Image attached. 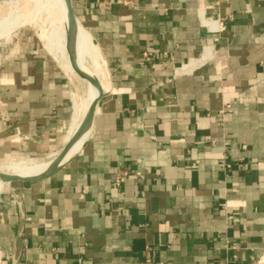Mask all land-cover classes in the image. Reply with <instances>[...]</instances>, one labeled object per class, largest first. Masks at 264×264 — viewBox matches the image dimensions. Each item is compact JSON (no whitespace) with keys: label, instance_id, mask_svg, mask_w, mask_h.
Returning <instances> with one entry per match:
<instances>
[{"label":"crops","instance_id":"0c3cea01","mask_svg":"<svg viewBox=\"0 0 264 264\" xmlns=\"http://www.w3.org/2000/svg\"><path fill=\"white\" fill-rule=\"evenodd\" d=\"M69 2L102 94L78 152L0 193L2 263H245L264 248V0ZM72 86L36 28L0 35V159L64 147Z\"/></svg>","mask_w":264,"mask_h":264},{"label":"bare ground","instance_id":"6f19581e","mask_svg":"<svg viewBox=\"0 0 264 264\" xmlns=\"http://www.w3.org/2000/svg\"><path fill=\"white\" fill-rule=\"evenodd\" d=\"M26 4L31 5L30 11L25 9L24 6ZM39 10L45 12L48 11V14L46 13L47 15L52 12L57 17L56 20L59 23H51V27L48 29L49 31L44 36V45L48 52L55 59L61 61L66 69L76 73L74 70L76 67L84 75L92 77L96 81V84L90 83L83 78H80L76 73L81 80L86 81L87 88L85 95L82 97L76 95V100L73 96L71 98L72 120L70 119L71 126L70 130L67 132L68 134H66L65 138H67V140L64 143V146L70 141L71 138H73V140L68 145L62 156L61 150H59L58 152L54 153L51 158L45 161L42 159L35 160L31 158H26L25 160H19L16 162L11 161L9 163L0 165V174L3 175L35 177L50 173L66 163L76 152H78L82 143L89 135L92 120L91 117H88L89 121L87 120V124L84 127H81V124L87 116L86 113L90 107V104L98 95V87L101 88V85L105 82V66L97 45L89 33L82 28L79 22L75 18L72 19L69 17L66 0H7L4 2V11L0 17V35H8L10 32H13L25 23H30V17L31 14H33L32 11L35 12L33 14L35 16ZM38 16L40 17V15ZM50 17L51 16H49V18ZM67 27L72 28V37L70 38V45H68L72 51V56H69L66 50L68 43L66 38ZM205 51L204 53L207 52ZM4 183L7 182L3 181V179L0 177V187ZM2 261L3 259L0 258V264H3Z\"/></svg>","mask_w":264,"mask_h":264},{"label":"rangeland","instance_id":"374dc122","mask_svg":"<svg viewBox=\"0 0 264 264\" xmlns=\"http://www.w3.org/2000/svg\"><path fill=\"white\" fill-rule=\"evenodd\" d=\"M24 7H25L26 10H29V11L31 9V5L30 4H26ZM32 13L34 14L35 12L32 11ZM46 13L48 14V11L45 12V11H42V10L40 11L39 10V12L37 14H35V16L33 14H31V17L32 16L33 17L32 18L30 17V23L29 22L27 23L28 25H31V26H33L34 28L37 29L38 35H39L40 38H42V42L44 44H45V39H44L45 37L44 36L49 31L48 29L51 27L50 24L51 23H57V24H59L57 22V20H56L57 17L52 12H50L49 15H47ZM38 15H40V17ZM49 16H51V17L49 18ZM24 25H26V23ZM56 61L58 62L59 66L61 67V70L64 72V74L66 75V77L73 84V86L71 87V93H72L71 96H73L74 99L76 100V95H79L80 97H82L83 95H85L86 88H87V83H86V81H84L85 79L84 80H81L77 76V74L75 72L69 71L68 69H66L65 66L62 64L61 61H59L57 59H56ZM77 93H79V94H77ZM56 149H58V147ZM56 152H58V150H55V148L54 149H51L49 151L43 152V153H45V155H43L42 158H40V159H42V160L45 161V160L51 158L52 155L54 153H56ZM37 160H39V159H37ZM11 161L12 162H16V161H19V160L18 159H15V158H13V159H7V160L0 159V163H1L0 165L9 163ZM8 184H10V183H4L0 187V193L2 191H5L7 189ZM0 258H2L1 255H0Z\"/></svg>","mask_w":264,"mask_h":264},{"label":"water","instance_id":"95a60500","mask_svg":"<svg viewBox=\"0 0 264 264\" xmlns=\"http://www.w3.org/2000/svg\"><path fill=\"white\" fill-rule=\"evenodd\" d=\"M66 6L68 8L69 17L72 18V19L75 18L74 15H73L69 0H66ZM66 30H67L66 31V38H67V41H68L67 46H66V50H67L68 55L72 56V51L70 50V47H68V45H70V38L72 37V35H71L72 28L67 27ZM74 70L76 71V73L78 74V76L80 78H83V79H85L86 81H88L90 83L96 84V81L92 77L84 75L82 72H80V70H78V68L75 67ZM101 94H102L101 88L98 87V95L95 98V100H93V102L90 104V107H89V109H88V111L86 113L87 116L82 121L81 127H84L87 124L88 117L89 118L91 117V119H92V116H93V113H94L95 104H96L97 100L99 99V97L101 96ZM72 140H73V138H71L70 141L61 149V153H62L61 156L63 155V153L65 152V150L67 149L68 145L71 143ZM57 169H55V170H57ZM55 170H53L50 173L43 174V175H40V176H35V177H20V176L3 175V174H0V177L5 182H11V181H16V180H18V181H34V180H39V179H42L44 177L49 176ZM21 244H22V238H21L20 234H18V236L16 237V240H15V249H14V256H13L15 259L19 256V253H20V250H21Z\"/></svg>","mask_w":264,"mask_h":264},{"label":"built area","instance_id":"2783aa9c","mask_svg":"<svg viewBox=\"0 0 264 264\" xmlns=\"http://www.w3.org/2000/svg\"><path fill=\"white\" fill-rule=\"evenodd\" d=\"M136 1L137 0H117V2L122 5H133ZM142 57L146 62L149 63L152 58V55L150 52H143ZM127 176L128 172L123 170L118 171L113 177V185L120 186L125 181ZM243 264H264V248L260 249L257 254L249 256V259Z\"/></svg>","mask_w":264,"mask_h":264}]
</instances>
